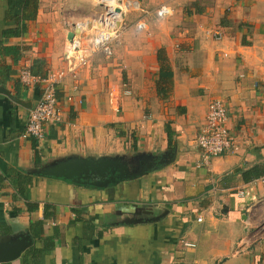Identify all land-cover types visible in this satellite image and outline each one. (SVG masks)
Masks as SVG:
<instances>
[{"label": "crops", "instance_id": "0c3cea01", "mask_svg": "<svg viewBox=\"0 0 264 264\" xmlns=\"http://www.w3.org/2000/svg\"><path fill=\"white\" fill-rule=\"evenodd\" d=\"M125 1L111 54L75 65L67 35L98 0H0V254L29 243L0 264H264V0ZM23 67L64 73L40 140ZM214 98L236 149L205 156Z\"/></svg>", "mask_w": 264, "mask_h": 264}, {"label": "built area", "instance_id": "2783aa9c", "mask_svg": "<svg viewBox=\"0 0 264 264\" xmlns=\"http://www.w3.org/2000/svg\"><path fill=\"white\" fill-rule=\"evenodd\" d=\"M98 3L103 7V13L94 19H83L77 22L72 30L73 35L65 57L73 59L75 65L85 63V52L88 47L101 49L106 54H111L112 43L125 26V18L131 8V4L125 0H117V4L113 5L108 0H98ZM116 9L118 11H115ZM172 12V8L166 4L156 9V15L161 18L171 15ZM137 26L143 27L144 23L139 22ZM216 37L219 38L220 34H216ZM75 65L73 63L69 70L75 68ZM63 77L62 71L38 77L32 75L26 67L19 70V78L25 84H32L37 80L43 82L41 95L28 112L22 136L40 140L44 138L47 123L61 121L62 113L55 89ZM226 120L227 111L222 101L217 98L211 99L207 105L204 124L196 137L197 145L205 156H215L236 149L235 137L229 133ZM262 181L264 182V178ZM239 192L242 194L241 191ZM197 220H200V217ZM184 245L194 246L189 242H184Z\"/></svg>", "mask_w": 264, "mask_h": 264}, {"label": "water", "instance_id": "95a60500", "mask_svg": "<svg viewBox=\"0 0 264 264\" xmlns=\"http://www.w3.org/2000/svg\"><path fill=\"white\" fill-rule=\"evenodd\" d=\"M115 11H118V9H116ZM72 35H73V31L71 30L67 35L69 40L71 39ZM28 244H29L28 241L21 242L13 246L8 252L0 254V263L7 262L18 257L21 251H23Z\"/></svg>", "mask_w": 264, "mask_h": 264}, {"label": "trees", "instance_id": "16d2710c", "mask_svg": "<svg viewBox=\"0 0 264 264\" xmlns=\"http://www.w3.org/2000/svg\"><path fill=\"white\" fill-rule=\"evenodd\" d=\"M24 0H7L8 5L10 6H20V5H26V3L23 2Z\"/></svg>", "mask_w": 264, "mask_h": 264}, {"label": "bare ground", "instance_id": "6f19581e", "mask_svg": "<svg viewBox=\"0 0 264 264\" xmlns=\"http://www.w3.org/2000/svg\"><path fill=\"white\" fill-rule=\"evenodd\" d=\"M108 2L110 3V4H117V0H108ZM122 5V4H121Z\"/></svg>", "mask_w": 264, "mask_h": 264}, {"label": "rangeland", "instance_id": "374dc122", "mask_svg": "<svg viewBox=\"0 0 264 264\" xmlns=\"http://www.w3.org/2000/svg\"><path fill=\"white\" fill-rule=\"evenodd\" d=\"M97 7H99L98 5H97ZM100 8V7H99ZM98 10V9H97ZM102 9L100 8V10L99 11H101ZM129 10H130V8H129ZM132 10V9H131ZM96 18V17H95Z\"/></svg>", "mask_w": 264, "mask_h": 264}]
</instances>
